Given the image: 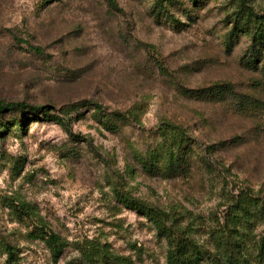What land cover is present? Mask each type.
Here are the masks:
<instances>
[{
    "label": "rangeland",
    "instance_id": "1",
    "mask_svg": "<svg viewBox=\"0 0 264 264\" xmlns=\"http://www.w3.org/2000/svg\"><path fill=\"white\" fill-rule=\"evenodd\" d=\"M154 3L0 0V106H11L0 112V264H168L166 239L116 190L166 212L200 245L198 264H226L228 215L253 196L260 210L236 255L264 264V38L229 42L233 0H177L180 23ZM251 5L264 14V0ZM227 84L235 97L182 92ZM110 113L123 115L112 129ZM166 123L201 150L170 178L139 162L164 144ZM42 227L66 244L57 263L31 236Z\"/></svg>",
    "mask_w": 264,
    "mask_h": 264
},
{
    "label": "trees",
    "instance_id": "2",
    "mask_svg": "<svg viewBox=\"0 0 264 264\" xmlns=\"http://www.w3.org/2000/svg\"><path fill=\"white\" fill-rule=\"evenodd\" d=\"M195 3H203L206 0H192ZM235 3V12L233 14V28L230 34L229 42H232L234 38L239 36H249L252 40V45L257 44L258 41L262 42L261 38H264V14L256 12L254 7L251 5V0H233ZM177 0H155L153 5V11L158 14L161 18L164 17L166 20L180 23L173 15L170 14V7L173 6ZM38 54L42 53L41 48L32 47ZM255 49H253L254 52ZM253 56V55H251ZM250 64H252L249 61ZM246 64L248 62L246 61ZM161 70L166 75L167 70L161 66ZM182 92L185 95H190L195 98H204L208 96H215L223 98L229 94L231 97H235L236 93L230 85L216 86L211 89H200V90H187L183 89ZM238 97V96H237ZM238 104V103H237ZM240 104V103H239ZM11 106H0V112L10 110ZM99 113L101 112L98 107ZM44 111V115L50 120H55L63 127H66L62 118L48 115L43 108L35 109L36 113ZM123 118L122 114L110 113L105 114L102 117V121L107 128L115 127L113 118ZM53 118V119H51ZM17 121H22L17 119ZM162 136L164 144L155 151L148 152L145 156L140 157V164L143 171L150 175H160L164 178H170L177 174H186L190 166L192 156L200 155V148L196 150L189 149L191 138L179 126L166 123L162 127ZM3 132H0L2 136ZM225 144V143H221ZM115 196L119 202L123 203L127 208L140 212L145 215L149 220L153 222L157 231L163 236L168 243V264H198L199 261L203 260L204 252L200 248V245L195 239L187 237L185 235H179L176 232L174 223L169 225L168 214L162 212L154 206L148 205L141 199L133 197L131 194L115 191ZM257 209V210H254ZM257 207V199L253 196L241 195L235 201L232 212L228 215L226 221V230L224 232V239L227 243L226 251V264H241L240 259L237 257V253H240L243 247L246 248V235L245 229L248 227L249 222L256 216L255 211H259ZM264 212V207L260 211ZM32 237H40L46 243L55 263H57L65 249L66 244L61 240L58 234L48 230L46 227H42L41 232L33 233ZM258 248L261 253H264V234L260 236L259 240L256 241ZM107 255L99 259V262L109 264L107 262Z\"/></svg>",
    "mask_w": 264,
    "mask_h": 264
}]
</instances>
